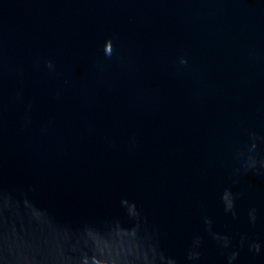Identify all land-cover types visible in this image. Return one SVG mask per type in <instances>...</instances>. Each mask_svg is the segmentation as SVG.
Instances as JSON below:
<instances>
[{"label":"water","instance_id":"95a60500","mask_svg":"<svg viewBox=\"0 0 264 264\" xmlns=\"http://www.w3.org/2000/svg\"><path fill=\"white\" fill-rule=\"evenodd\" d=\"M0 264H264V0H0Z\"/></svg>","mask_w":264,"mask_h":264},{"label":"clouds","instance_id":"9594fccd","mask_svg":"<svg viewBox=\"0 0 264 264\" xmlns=\"http://www.w3.org/2000/svg\"><path fill=\"white\" fill-rule=\"evenodd\" d=\"M181 62H182V63H185L186 61H181ZM48 67H49V68L52 67V62H51V61L48 62Z\"/></svg>","mask_w":264,"mask_h":264}]
</instances>
